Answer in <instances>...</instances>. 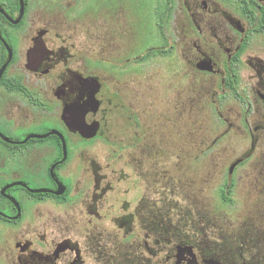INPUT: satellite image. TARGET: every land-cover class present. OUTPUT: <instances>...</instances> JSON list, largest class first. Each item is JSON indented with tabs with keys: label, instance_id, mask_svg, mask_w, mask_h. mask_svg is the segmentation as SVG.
Here are the masks:
<instances>
[{
	"label": "flooded vegetation",
	"instance_id": "obj_1",
	"mask_svg": "<svg viewBox=\"0 0 264 264\" xmlns=\"http://www.w3.org/2000/svg\"><path fill=\"white\" fill-rule=\"evenodd\" d=\"M139 6L162 34L140 52ZM20 17L0 0V264H264L217 242L212 187L209 208L200 187L193 210L176 200L219 128L246 133L239 164L264 143V0H24Z\"/></svg>",
	"mask_w": 264,
	"mask_h": 264
},
{
	"label": "rangeland",
	"instance_id": "obj_2",
	"mask_svg": "<svg viewBox=\"0 0 264 264\" xmlns=\"http://www.w3.org/2000/svg\"><path fill=\"white\" fill-rule=\"evenodd\" d=\"M160 2L161 0H153V7H156ZM147 12V10L139 6L138 27L136 32L137 39H135L137 42V51L139 52L145 51L147 46H150L152 43L156 45L157 42L159 43L162 41V34L160 30H158V25L156 24V16L152 18V13L149 11L147 14ZM146 18H148V21L150 19L151 22L149 21V23H153V26L148 30L145 25ZM91 23L97 24V18L91 17ZM123 40L126 42L128 38ZM196 89L197 88L193 87V84L190 86V84L187 83L186 100L188 103L190 101V105H193L195 102L193 98L196 97L194 92ZM208 104L209 103H207V105ZM207 105L205 106L204 103L201 104L204 113L202 114L207 124L210 125L211 114ZM159 107H161V105ZM237 114H233L230 119L237 118ZM236 122H238V120H236ZM225 129L226 127L223 126V128H219L218 130L220 141L217 146L216 159L211 162L207 161L202 163L201 174H198V171L193 175L189 173L185 179V196H177L176 200L184 204L186 211L189 209L193 210L192 202L195 200V193L198 192L196 191L198 190L197 188L200 187L203 190L202 193L198 195L200 198L198 203L201 205L208 204L207 206L209 208L211 199L209 190L210 187H212V190H215L213 191L215 199H212V204H214L212 207L215 209V218H217V225L212 228V230L216 233L217 242L219 244L229 242L231 249L237 251L242 249L246 250L250 247V255L254 257L252 261L257 260L258 262L262 260L264 256L263 238L256 237L257 235L259 236L256 225L264 230V143L256 148L254 156L251 159L238 164L234 168L233 175L230 178L228 175L230 165L249 148V143L245 132L241 133L233 129L225 131ZM222 133L224 134L221 135ZM190 166L192 168L190 172H193L194 167L198 168L199 164L188 163L189 170ZM154 170L156 171L155 168ZM230 179L234 182L232 197L235 203L233 205H226L221 202L219 194L221 187L225 183H228ZM192 217H194V215ZM249 228L255 231L253 233L256 235L254 237L255 241L253 240V242L250 243L242 242L239 236L245 234L250 235L248 234L250 231L246 232ZM253 234L251 233V235ZM249 244L250 246H248Z\"/></svg>",
	"mask_w": 264,
	"mask_h": 264
},
{
	"label": "trees",
	"instance_id": "obj_3",
	"mask_svg": "<svg viewBox=\"0 0 264 264\" xmlns=\"http://www.w3.org/2000/svg\"><path fill=\"white\" fill-rule=\"evenodd\" d=\"M234 182L229 181L225 183L220 189V200L223 204L233 205L235 203L234 198L232 197Z\"/></svg>",
	"mask_w": 264,
	"mask_h": 264
},
{
	"label": "water",
	"instance_id": "obj_4",
	"mask_svg": "<svg viewBox=\"0 0 264 264\" xmlns=\"http://www.w3.org/2000/svg\"><path fill=\"white\" fill-rule=\"evenodd\" d=\"M23 12H24V0H21V17L16 21L12 20L13 23H18L21 20ZM204 68L210 69V66L206 65V66H204ZM4 69H5V66L2 68V71L0 72V74L3 73ZM80 131L87 137H92L95 133V132H93V134H87L83 130H80ZM240 161H242V160H237L230 166V168H229V175L230 176L232 175L234 168L240 163Z\"/></svg>",
	"mask_w": 264,
	"mask_h": 264
}]
</instances>
